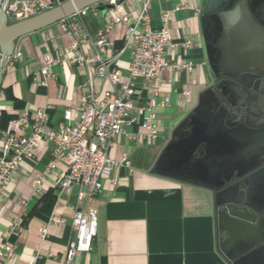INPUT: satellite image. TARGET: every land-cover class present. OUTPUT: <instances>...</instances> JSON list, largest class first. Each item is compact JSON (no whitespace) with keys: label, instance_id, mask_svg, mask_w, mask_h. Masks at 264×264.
<instances>
[{"label":"crops","instance_id":"obj_1","mask_svg":"<svg viewBox=\"0 0 264 264\" xmlns=\"http://www.w3.org/2000/svg\"><path fill=\"white\" fill-rule=\"evenodd\" d=\"M147 0H124L127 12L135 18ZM94 5L85 15L76 14L62 22L21 37L16 52L21 56L6 65V75L0 88V115L3 111L17 114L6 89L24 103V108L50 106L49 125L56 127L64 120V113L72 109L78 118V106L90 91L111 89L108 80L96 75L90 81L86 67L70 61L73 39L71 24L83 22L85 32L93 42L100 30H106L111 12L106 5ZM202 0H149V16L154 28H161V13H172L175 40L181 44L186 37L191 47L175 49V61H193L194 68L163 74L164 87L159 99L170 98L165 107H157L160 136L150 144L136 145L121 133L110 149V157L117 162L111 178H104L101 193L92 201L99 211V228L93 249L74 258L71 264H230L218 247L215 193L206 187L194 186L156 175L152 167L171 138L179 117L193 108V98L187 102L185 89L206 82L205 53L200 37V11ZM101 7H105L102 9ZM126 26L119 24L107 32L114 45L102 53L104 61L123 69L127 75L130 52L118 55L116 43L124 41ZM82 42L81 49L89 57L96 51L95 43ZM51 55L57 61L51 67L52 76L46 85L34 80L42 69L44 57ZM200 92V91H199ZM138 100V99H137ZM136 100V102H137ZM143 102V99L140 100ZM23 108V109H24ZM138 125L126 132L139 130ZM1 133V130H0ZM0 134V155L2 150ZM54 145L41 146L34 159L26 158L12 172L0 195V243L14 247L12 256L3 257L0 264H65L70 242L75 238L73 228L74 207L79 186L55 199L42 203L28 217L43 196L36 195L31 178L42 171L52 158ZM129 160L127 164L124 159ZM49 174L44 182L45 194L54 189L60 170ZM55 190V189H54ZM44 194V195H45ZM25 199L27 206L19 204ZM25 213L26 223L18 226L17 219ZM58 216L61 222L51 223ZM48 226L42 237L40 230Z\"/></svg>","mask_w":264,"mask_h":264},{"label":"built area","instance_id":"obj_2","mask_svg":"<svg viewBox=\"0 0 264 264\" xmlns=\"http://www.w3.org/2000/svg\"><path fill=\"white\" fill-rule=\"evenodd\" d=\"M62 0H0V10L8 17V23L18 22L44 12ZM111 20L105 29L97 33L92 41L86 34L83 22L71 24L73 39L70 45V61L85 66L90 81L96 75L111 83L112 88L102 92L90 91L78 106V118H73V110L67 109L64 120L56 127L49 125L48 109L50 106L24 108L20 110L8 127L1 131L2 150L0 155V195L10 180L13 171L18 169L26 158L34 159L36 151L43 146L54 145L49 164L31 178V186L36 195L45 194L44 182L49 174L60 170L55 185L58 196L71 192L79 186L77 199L79 206L74 207L73 228L75 238L70 242L65 264H71L74 258L82 253L90 252L98 235L99 211L92 206V201L101 193L104 178H111L117 162L110 157V149L117 135L124 133L128 139L138 146L152 143L160 136L161 126L158 123L156 108L170 104V98L159 99L164 87L163 74L166 70L192 71L193 61H175V49L181 45L189 49L192 40L188 37L179 44L175 40L172 26V13H161V28L152 26L147 0L139 14L134 18L127 12L121 0H108ZM88 9L78 13L85 15ZM122 24L128 28L124 37V45L118 55L130 52L129 73L104 61L102 53L107 46L114 45L107 37V32L114 26ZM92 41L96 51L87 57L81 49L82 42ZM21 56L16 52L13 56H3L0 51V63L6 65ZM51 55L44 57L42 69L34 74V80L46 85L52 76L51 67L56 64ZM187 102H191L192 89H185ZM138 99V100H137ZM143 99V102L140 100ZM137 100V102H136ZM190 111L186 109V115ZM139 130L126 132V128L134 125ZM124 161L129 164L127 158ZM19 204L27 206L25 199ZM26 214L23 212L17 219L21 227ZM54 216L51 223L61 222ZM42 237L48 234V226L40 230ZM14 247L0 243V263L3 257L12 256Z\"/></svg>","mask_w":264,"mask_h":264},{"label":"water","instance_id":"obj_3","mask_svg":"<svg viewBox=\"0 0 264 264\" xmlns=\"http://www.w3.org/2000/svg\"><path fill=\"white\" fill-rule=\"evenodd\" d=\"M107 1L64 0L14 23L0 10V51L13 56L21 37ZM211 9L207 1L202 6L203 13ZM227 16L222 69L231 78L232 109L220 102L214 89L200 91L152 172L214 191L220 252L230 264H264V110L257 101H264V93L254 85L264 82V0H242ZM5 75L0 63V88ZM242 109L249 114L240 118ZM232 205L246 209L230 211Z\"/></svg>","mask_w":264,"mask_h":264},{"label":"flooded vegetation","instance_id":"obj_4","mask_svg":"<svg viewBox=\"0 0 264 264\" xmlns=\"http://www.w3.org/2000/svg\"><path fill=\"white\" fill-rule=\"evenodd\" d=\"M210 3L212 11L208 14L203 13L202 6L205 2ZM242 0H202L200 17L202 18V26H200V37L205 53L206 65V82L203 88H212L220 99L222 104L228 105L230 110L232 105L229 102L233 91L230 88V79L223 74L222 63L224 62V52L222 43L226 36V17L228 13H232ZM252 0H248L250 4ZM257 86L264 93V82H255ZM227 93V94H226ZM260 103L259 109L264 110V101L257 99ZM249 114L246 109H242L239 113L240 118ZM244 210V206L232 205L229 210Z\"/></svg>","mask_w":264,"mask_h":264},{"label":"trees","instance_id":"obj_5","mask_svg":"<svg viewBox=\"0 0 264 264\" xmlns=\"http://www.w3.org/2000/svg\"><path fill=\"white\" fill-rule=\"evenodd\" d=\"M64 0H62L63 2ZM118 48H121L124 45V41L122 42H118L116 43ZM6 93H7V97L8 99L12 100L14 102V107L17 109H23L24 108V103L21 102L19 99H17L12 90L11 89H6ZM2 115H0V130H5L6 127H8L9 122L14 119L16 117L15 114H9L6 111H3L1 113ZM54 189H50L47 194L43 195V197L40 199L38 205L36 207H34V209L30 212V214L28 215V217H31L37 210L38 206L42 203L48 202L50 200H54L55 199V195H54ZM26 223V221L24 220V224Z\"/></svg>","mask_w":264,"mask_h":264},{"label":"rangeland","instance_id":"obj_6","mask_svg":"<svg viewBox=\"0 0 264 264\" xmlns=\"http://www.w3.org/2000/svg\"><path fill=\"white\" fill-rule=\"evenodd\" d=\"M202 88H203V85L202 86L199 85V86L195 87V89H194V95H193V106H195V104L197 103L198 94H199V91ZM184 117H185V115L183 117H179V121L177 120V123L176 124H178Z\"/></svg>","mask_w":264,"mask_h":264}]
</instances>
